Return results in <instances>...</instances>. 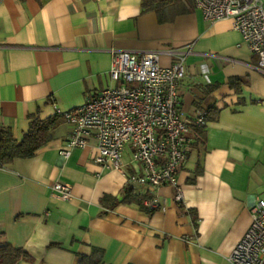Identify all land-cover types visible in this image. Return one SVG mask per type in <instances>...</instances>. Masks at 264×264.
Wrapping results in <instances>:
<instances>
[{"label":"crops","instance_id":"0c3cea01","mask_svg":"<svg viewBox=\"0 0 264 264\" xmlns=\"http://www.w3.org/2000/svg\"><path fill=\"white\" fill-rule=\"evenodd\" d=\"M161 7L163 19L140 0H0V127L19 140L31 116L50 120L31 155L0 164V241L29 255L14 264H73L93 246L102 264H230L252 202L264 199V72L230 19L206 20L193 1ZM115 49L159 50L162 65L183 53L178 110L204 123L185 133L176 185L130 184L143 168L128 147L121 169L100 167L92 136L59 152L71 125L54 108L116 86ZM54 181L71 184L70 198L51 195ZM128 184L149 195L144 208L102 197Z\"/></svg>","mask_w":264,"mask_h":264},{"label":"built area","instance_id":"2783aa9c","mask_svg":"<svg viewBox=\"0 0 264 264\" xmlns=\"http://www.w3.org/2000/svg\"><path fill=\"white\" fill-rule=\"evenodd\" d=\"M192 1L206 20L230 19L249 51L257 54L264 72V0ZM159 52L135 55L126 49L113 50L109 76L116 86L87 95L74 108H54L71 125L66 145L59 151L62 156L72 147L84 146L92 136L96 149L93 159L100 167L121 169L120 153L128 147L130 161L143 168L142 174L128 176L130 184L176 185L177 168L185 160V133L190 125H200L204 119L201 115L186 118L178 110L183 53L168 51L174 58L162 65ZM49 188L51 195L62 199L72 194L69 182L54 181ZM180 197L178 190L175 198ZM146 204L157 206L153 199ZM249 210L248 225L226 255L230 264H264V199L257 198Z\"/></svg>","mask_w":264,"mask_h":264},{"label":"trees","instance_id":"16d2710c","mask_svg":"<svg viewBox=\"0 0 264 264\" xmlns=\"http://www.w3.org/2000/svg\"><path fill=\"white\" fill-rule=\"evenodd\" d=\"M168 0H140L141 10H155L159 19L163 16L161 5ZM170 1V0H169ZM177 4V5H176ZM173 7L176 12H184L192 7L191 0H173ZM214 116L208 115L207 118ZM48 119H40L31 116L22 137L15 140L6 127H0V164L10 160L13 157H25L33 153L34 149L44 143L48 138L49 129ZM201 125V124H200ZM199 126V125H197ZM103 198L109 199L111 205L120 202H135L141 208H144L142 200L149 197L148 194L138 195L133 192L131 185H125L119 192V196L103 195ZM151 207H149L150 210ZM101 249L91 247L89 254L77 255L73 264H102ZM28 258L29 255L20 247L10 245L5 241H0V264H14L19 258Z\"/></svg>","mask_w":264,"mask_h":264},{"label":"rangeland","instance_id":"374dc122","mask_svg":"<svg viewBox=\"0 0 264 264\" xmlns=\"http://www.w3.org/2000/svg\"><path fill=\"white\" fill-rule=\"evenodd\" d=\"M263 5H264V3H263ZM125 85H126V86H128L129 84H128V83H126Z\"/></svg>","mask_w":264,"mask_h":264}]
</instances>
